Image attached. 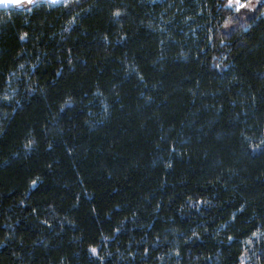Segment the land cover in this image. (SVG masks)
Here are the masks:
<instances>
[{"label": "trees", "instance_id": "16d2710c", "mask_svg": "<svg viewBox=\"0 0 264 264\" xmlns=\"http://www.w3.org/2000/svg\"><path fill=\"white\" fill-rule=\"evenodd\" d=\"M225 4L0 10V264H264V15Z\"/></svg>", "mask_w": 264, "mask_h": 264}, {"label": "snow or ice", "instance_id": "6c2138e0", "mask_svg": "<svg viewBox=\"0 0 264 264\" xmlns=\"http://www.w3.org/2000/svg\"><path fill=\"white\" fill-rule=\"evenodd\" d=\"M37 2L38 0H0V7H3L4 9L15 8L19 10L30 11L31 6L35 5ZM224 7L230 10V13L227 15V19L223 24L225 29H230L234 25L240 26L241 21L246 24L247 21L251 19L250 14L257 11H260L261 15H264V11H262L264 10V0H226ZM119 14V12L116 13V15ZM248 26L250 27V25ZM24 36H27V33H25ZM23 38L24 37L22 36L21 39ZM221 42L223 43V41ZM31 143L32 142L29 141V144ZM261 143H264V141H261ZM36 183V180L32 181L33 185ZM117 231H119V229H117ZM91 252L93 254H97V249L93 247L91 248ZM177 255H179V253H177Z\"/></svg>", "mask_w": 264, "mask_h": 264}, {"label": "water", "instance_id": "95a60500", "mask_svg": "<svg viewBox=\"0 0 264 264\" xmlns=\"http://www.w3.org/2000/svg\"><path fill=\"white\" fill-rule=\"evenodd\" d=\"M67 1L68 0H38V2L36 4L48 3V4H51V5H60V4L66 3ZM35 5H33V6H35ZM9 9H11V8H9ZM0 10H6V9H4L3 7H0Z\"/></svg>", "mask_w": 264, "mask_h": 264}]
</instances>
